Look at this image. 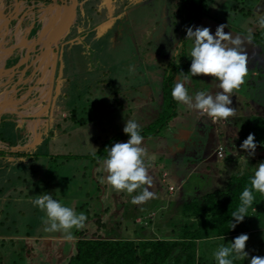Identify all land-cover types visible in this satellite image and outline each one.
Instances as JSON below:
<instances>
[{
	"label": "rangeland",
	"instance_id": "374dc122",
	"mask_svg": "<svg viewBox=\"0 0 264 264\" xmlns=\"http://www.w3.org/2000/svg\"><path fill=\"white\" fill-rule=\"evenodd\" d=\"M53 1L0 0V60L5 59L6 61V65L0 67V93L11 94L12 92H18L19 95L30 93V98L32 99L36 93L44 92L45 94L42 96L44 104L50 103V106H55L58 111L61 109L62 111L67 110L73 105H80L81 108L87 109L83 115L88 120L89 118L95 117V107L93 108L94 105L91 106L92 104L85 100L86 98L84 96L86 94L90 93L89 95L92 96L96 92L103 91L118 93L128 86L127 83L132 84V81L135 80V74H138L136 78L139 79V82H134L135 84H143L145 81V84L141 85V88L147 84L152 88L154 86V92L155 89L157 92L163 90L162 97L164 102L160 105L145 103L140 108H137L133 102L129 105L130 108L134 109L132 114L129 110L116 113L112 118L111 125L106 120H104V123H100L99 120L98 126L103 124L104 131L103 137L101 136L97 141L103 144L95 145L94 141L91 140L89 142V145H91L89 149V151H92L91 154L49 156L51 161L49 169L52 168V170L56 171L54 178L66 183L62 187L55 185V193L59 201L64 206L74 208L77 214L83 212L88 217L86 221L88 228L89 225L93 228H99L102 236H106L108 232L114 235L115 231L117 232L116 226L119 224H117L118 219L113 218L116 224L111 228L110 221L112 217L110 216V209H113V207L108 206L110 209H105L103 208L104 206L102 207V205L107 204L110 191L113 192V190L109 186L107 187L106 183H101V180L105 177V172L102 169L96 172V180L89 177L94 167L93 163H89V161L95 158L97 162L99 160L102 162L103 159L107 158V148H110L116 142H126L129 139L123 133V128L127 120H135L140 125V134L144 137L142 146L146 148L148 153L146 163L152 165L154 168L152 170L156 173H160L164 168H168L170 171L174 167L180 173L184 171L188 173L195 166L187 167V165L190 163L197 164L204 158L202 154L193 152L183 160L180 158L181 156L179 157L175 154L171 142L174 141L175 132L178 129L177 127L180 126V123L188 122L191 119H200L205 124L214 125L216 133L221 130L225 134H230L231 131H234L235 123L237 122L238 128L239 126L241 128L243 121L240 122L236 119L233 128H231L227 121L221 120L213 122L207 116H201L197 111L190 110L186 106L178 104L172 99L171 89L169 87L163 88L162 80L164 74L172 72L171 69H167L166 63L162 64L161 61L163 60H160L159 56L150 59L144 58L148 55H144L143 57L132 56L134 53L136 55L134 44L137 41L131 35H137L138 32L145 31L150 37H144V44L152 45L153 38H157L156 32L164 22L171 20L170 15L173 11H176L178 2L181 0H172L171 2L175 5L171 8V14L169 15V10L166 6L164 16L160 15L159 10L155 11L147 8L148 4L144 0H57V5H68L70 7L73 3L75 4L76 14L74 13V15L76 17L74 18V23L69 28L64 27L63 23L59 22L57 17L53 15L54 10L52 9L55 3ZM208 1L210 2L208 3L209 9H204V11L211 14L214 20L223 21L227 28L238 34L242 33V40L243 37H247L249 34L252 36L251 42L245 40L242 44V48L248 54V74L239 90H234L230 107L236 109L235 116L241 115L243 117L248 113L254 114L255 111L260 112V115L264 116V29L259 28L257 24L258 19L264 17V0L258 1L252 10H249L251 11L250 14L246 9L251 8L250 6L238 10L242 6L241 2H239L240 0ZM251 1L248 0L247 2L250 3ZM238 4L239 6L236 7ZM66 10L64 14L67 18H70L71 11L69 8ZM178 10L183 15L186 14L189 17L184 6L179 7ZM246 12L249 14V17L246 16ZM131 13L142 15L144 18L141 20L142 22L144 20L147 21V26L140 28L133 21H130L127 15ZM173 16H175V13ZM206 18L212 19L208 16H198V26L209 27L214 34L216 27L210 22L211 20H207ZM180 20L182 22V18L178 15V21ZM208 22H210L209 25H207ZM230 25H234L239 31L230 27ZM169 26L170 23L163 27L165 34L172 32V27L170 28ZM118 29L123 32L125 30L127 31L126 34L128 35H125L126 41L128 42V39L131 40L133 47L130 49H120L116 53L114 49L117 47L120 39ZM181 31L178 29L177 34ZM231 35L233 38L236 36L235 34ZM1 39L3 41L2 43ZM190 42L185 41L186 45L187 43L189 44L187 45L186 54L188 56L181 58L183 63L178 59L180 64H177V66L183 65L190 69V48L192 46ZM52 43L54 46L50 47ZM1 44L4 45L3 49ZM108 50L109 52H106ZM180 52L183 53L185 50L181 49ZM51 53L55 58V62H53L50 68L53 70L48 72L46 77L43 78V72L40 66H43L46 59L50 60L52 58L50 56ZM171 60L172 58L168 60V63ZM26 66H29L27 70H25ZM103 73L106 79L94 83L95 80L102 78ZM116 74L118 75L116 76ZM188 75L190 76V74ZM126 78H128L127 82ZM191 81L192 85L188 87L190 95L196 91L210 92L213 86V79L210 76L201 75L191 77ZM104 82H106L107 86L103 84ZM22 86L23 88L20 89ZM46 91L48 93L51 92V96H48ZM132 91L134 90L129 91L125 89V92H120L119 95L124 96ZM215 92L212 93L215 94ZM71 94L73 97L69 101V95ZM119 95L118 98H120ZM42 97L39 96L35 100L41 101ZM63 98L64 100L67 99V104H64ZM15 104L14 97L12 101H7L6 108L8 112L7 116L3 118V123H6L7 135L16 140L22 131L20 127L16 130L17 120L15 114L17 113H15ZM31 117L28 116L26 118ZM216 133L215 136L218 142L216 146L223 145L225 147L224 141L227 137ZM235 145L236 154L238 150L243 151L239 147V144L236 143ZM84 148V145L81 144L78 152L80 153ZM232 151V149L229 150V154ZM94 152L95 156H93ZM200 157L202 158L200 159ZM246 160L248 159L245 158L244 162ZM43 161L45 162L46 159ZM82 161L84 162L85 169H87V182L84 185L81 183L85 177L82 175L79 167ZM224 161L225 159L218 158L214 160V163L220 162L218 164L219 166ZM206 167L207 164L201 167L205 174L190 175L192 180H189L187 185L182 188L176 184L174 189L170 191L169 186H164V184L159 185L157 183L155 186H152L154 190H160L163 195L158 192L159 197L156 201L150 202L147 206H145L146 203L138 206H142V210H146L145 208H149L156 202L154 206L156 216L150 225L134 222L133 229L137 231L136 233L143 230H151L156 234L164 235L166 233L163 232L164 227L167 226L166 222L169 221L163 216L165 212H172L174 214V218L172 219L174 223H183L184 218L182 219V214H179L181 212V206L177 208V205H184L186 201L196 198L193 193V188L196 185L199 186L200 184V187L206 185L212 186L208 188V191H211L217 186L216 181L214 180L213 182L211 174L207 171ZM49 172L51 171L49 170ZM193 172L196 171L193 170ZM172 173L174 175V172ZM213 173L218 179L229 175L227 172H224V175L220 174L218 169H215ZM168 175L169 173H164V177L161 176V183H166L164 181L168 179ZM46 178L48 179L49 177ZM27 188H29L28 191H25ZM42 189L50 194L46 182L43 186L36 185L32 188H23V193H28L27 198L29 204H32V198L35 199L42 194ZM203 193L205 192L203 191ZM137 194H139V190L132 195ZM122 195L127 196L128 194L123 192ZM177 196L179 197L178 199H176ZM100 200L102 201L101 203ZM181 200L183 201L181 202ZM130 201L131 197L128 196L124 202L126 206L123 212L135 211L136 206ZM14 202H18V200H10L5 211L9 207H14ZM76 202L77 205L80 204L78 208H75ZM34 210L32 214L31 211L20 212L19 210L18 213L20 212V214L17 213L16 218L14 217L16 223L13 226L7 227L6 232L0 228V233H7L9 236L15 237L17 235L23 236L26 233L31 237L50 234L44 231L45 225L43 221L46 218L45 212L39 209L38 211L36 209ZM96 215L98 216L97 221H95ZM124 220L128 221L129 224L132 223L127 215L124 217ZM72 231L74 236L80 232L75 229ZM53 234L57 237L60 236V233ZM247 235L249 236V240L246 243L245 251L249 253V258L236 259V261H233V264H249L251 256H264V230H257L256 234L247 233ZM234 237L235 235L230 236V238ZM212 243L213 241L202 243V248L206 250L208 247H211L212 251L210 252L213 254L221 245H230L229 243L214 245ZM42 244L46 243L33 238H24V240H15L12 242L0 241V264H68L71 258L77 253V246L75 247V251L65 256L60 255V251L56 254H54V251H47Z\"/></svg>",
	"mask_w": 264,
	"mask_h": 264
},
{
	"label": "crops",
	"instance_id": "0c3cea01",
	"mask_svg": "<svg viewBox=\"0 0 264 264\" xmlns=\"http://www.w3.org/2000/svg\"><path fill=\"white\" fill-rule=\"evenodd\" d=\"M248 0H240L242 6L238 10H242L246 8L247 6H250L251 8H246L247 10H252V8L257 4L258 1L261 0H252L250 3L247 2ZM55 2V1H53ZM208 3H210L208 1ZM236 5V7H238ZM70 9V18H67L64 14L66 9ZM53 15L57 17L59 22L63 23L64 27L69 28V26L74 23L75 21V15L76 9L75 4L73 3L72 6H64V5H57V2L53 5ZM249 17V14L246 15ZM72 18V19H71ZM74 19V20H73ZM207 20L209 18H206ZM210 22L213 23V25L217 28V25L214 24L215 22H218L220 24H224L221 21L209 19ZM208 22L207 25L210 24ZM225 25V24H224ZM233 28V27H232ZM234 29V28H233ZM239 31V29H235ZM119 34H121V30ZM225 32H229L230 34L237 35L238 33L235 31H232L231 29L225 27ZM242 34V33H241ZM239 34L240 36H242ZM16 38V37H15ZM3 39V38H2ZM1 39V43L3 42ZM123 40H125L123 37L119 39V42L117 47L114 49V51L117 53L120 49H127L126 45L123 44ZM137 41V39H136ZM128 42L132 44L131 40L128 39ZM144 42V40H143ZM53 47L54 44L52 43L50 47ZM2 49L4 48V45L1 44ZM173 52H170V55L172 56ZM50 56L52 57L50 60L46 59L44 61L43 66L41 67V70L43 72L42 77L45 78L48 72H51L53 69L51 68V65L53 62H55V58L53 57V54L51 53ZM132 56H136L135 53L132 54ZM162 57V56H160ZM168 57V56H167ZM163 60V59H162ZM162 64H167L166 60L161 61ZM6 65L5 59L0 60V67H4ZM29 66H26L25 70H27ZM35 72V71H33ZM141 74V73H140ZM118 75V74H116ZM137 75H134L135 80L132 81L133 83L137 80ZM177 75L174 78V81L176 82ZM103 80L100 78L98 81ZM105 80V79H104ZM145 84V83H144ZM192 81L189 83L187 87H191ZM214 87V86H212ZM210 89V92H215L216 88ZM23 86L20 88L22 89ZM141 88V87H140ZM154 88V86H153ZM136 90V89H135ZM153 90V91H152ZM150 90L149 86H145V89L143 87V91L141 89L129 92L128 94L122 96L118 93H112L109 94H103L102 92H96L94 95L86 94L84 97L86 98V101H89L91 106L93 108L95 107V117L89 118L86 120L84 118V111L87 109H83L77 105L70 106L69 109L62 111L56 110L55 106H50V103H43L44 99L42 96H44L43 93H36L35 97L32 99L30 98V93H27L25 95H19L18 92H12L11 94L7 93H0V228L4 229L6 232V228L13 226L15 222L16 215L18 211H31V214L34 213V209L38 211L37 207H34L32 204L28 203L27 194L23 193L24 187H33L36 185H44L46 182L47 188L50 190V194L52 195L53 199L58 200V197L56 195L55 185H58L60 187L64 186L66 184L64 181H61L60 179H55L54 175L56 174V171L52 170V168L49 169V165L51 163L50 161V155H71V154H80V155H88L91 154L92 151H89L90 146L89 142L91 140L94 141V144H103L102 142L97 141V139H100L101 136L103 137V124L98 126L99 120L100 123H104V120H106L110 125L113 121V116L118 113L122 112L124 110L128 111L132 114L134 112L133 108H130L131 103H135L137 108H140L145 103H150L152 105H160L163 103V92L159 90V92H154V89ZM48 96H51V92L48 93L46 91ZM66 96L68 94L65 93ZM64 95V96H65ZM118 95L120 98H118ZM41 96L42 100L38 101L35 100L37 97ZM69 101L72 100L73 95H69ZM14 97L15 100V118L17 120L16 124V130L18 127L21 128L22 133L19 134L18 139H12L7 135L6 133V123H3V118L7 116V101H12ZM64 100V98H63ZM67 99L64 100V104H67ZM63 104V105H64ZM135 106V105H133ZM28 116H32L31 118H26ZM241 115H234L232 118L227 119L228 125H230L231 128H233L234 121L239 118ZM22 117V118H21ZM225 123V122H224ZM19 128V129H20ZM177 131L175 132V138L174 141L171 142L172 149L175 152L176 155H178L181 159H186L189 154L195 152L197 154H202L204 157H200V161L197 164L190 163L187 165V167H193L192 169L196 172H193V170L184 171L183 173H180V171L177 168H173L172 170H168V168H164L161 170L160 173H156L152 170L153 166L150 165L149 167V174L153 177V185L155 186L157 183L160 185L164 184V186H175L178 184L181 188L183 186H186L188 181L192 180L190 175H196V174H205L201 167H203L204 164H207V171L211 174V178L216 181L217 186L212 189L211 191H208V188L212 186H202L200 187L196 185L194 187V195L196 198L190 200L193 201L195 199L201 200L205 195L213 193L217 190L222 189L225 185L228 184L231 177L237 173V172H244L247 167L252 166L253 168L259 163V154L255 153L253 156H249L244 150H238V153L236 154V148L229 154L230 147L228 146V142H233V139L236 140L238 131L241 129L240 126L238 128V123H235L234 131H231L230 134H225L221 130L216 133L215 126L212 124H205L200 119H191L188 122H182L180 123V126L177 127ZM238 128V129H236ZM18 129V130H19ZM99 129V130H98ZM218 135H225L227 139H225V155L224 157H218L215 156L214 153L208 154V147L207 149H204L206 144V138L209 135V137H214L215 134ZM123 137V136H122ZM216 137V136H215ZM231 139V140H230ZM234 140V141H235ZM223 142V141H222ZM84 145V149L79 153L78 150L80 148V145ZM236 144V143H235ZM236 146V145H235ZM96 147V146H95ZM240 147V145H239ZM207 151V153H205ZM241 151V152H240ZM75 152V153H71ZM245 152V154H244ZM93 156H95V152L93 153ZM173 156V155H172ZM223 158L225 161L218 166L220 162L214 163L215 159ZM252 157V158H251ZM247 158L248 160H245ZM46 159L44 162L43 160ZM203 161V162H201ZM44 162V163H43ZM92 162L94 167L92 169V174L89 175L90 178H94L96 180V172L101 170V161L97 162L95 158H93L89 163ZM212 164V165H211ZM46 166H48L46 168ZM80 171H82V175L85 177L83 178V182L81 183L84 185L86 184V177H87V169H85L84 162L82 161L80 163ZM154 169V168H153ZM201 169V170H200ZM218 169V172L220 174L224 175V172H227L229 175H225L224 177H220L219 179L214 175V170ZM49 170L51 172H49ZM213 170V171H212ZM212 171V172H210ZM174 172V175L173 173ZM164 173H169L168 179H166V183H161V176L164 177ZM106 176V173H105ZM46 177H49L48 179ZM32 178L33 181H32ZM47 180V181H46ZM56 183V184H55ZM33 184V185H32ZM32 185V186H31ZM108 187V185H107ZM106 188V186H105ZM29 188H27L28 191ZM112 190V189H111ZM139 190V189H138ZM170 190V189H169ZM106 191V189H105ZM140 191V190H139ZM149 191H152L155 193V198L149 200L146 202L147 206L150 202L156 201L158 199L159 195L158 192L162 194L160 190H154L152 187L149 189ZM203 191L205 193H203ZM114 192V193H113ZM110 191V196L108 198L107 204L102 205L103 208H109L113 207V209H110V216L111 218V225L114 223L113 218L118 219L117 223L120 224L119 231L120 235L122 236H128L129 234L134 233L136 230L134 228V222L142 223L143 219L147 216L151 218V222H153V219L156 216V212L154 210V204H152L149 208H145L146 210H142V206L135 205V211L131 212H123V209L125 208V200L127 199V196H123L122 193H117L115 191ZM202 192V193H201ZM42 194H45V190L42 189ZM171 193V192H170ZM163 195V194H162ZM131 197V196H130ZM162 197V196H161ZM179 197L177 196L176 199ZM16 199L18 202H14V207L10 208L5 211V208L7 207L10 200ZM34 198H32L33 200ZM103 199V198H102ZM183 200H181L182 202ZM102 201L100 200V203ZM178 202V200H177ZM80 206L77 205V202L75 203V208H78ZM179 206L182 207V205L178 204L177 208ZM169 207V206H168ZM165 208V207H163ZM20 212L18 214H20ZM181 214V213H179ZM128 217L132 221L131 224L128 223V221L124 220V217ZM163 216L167 218L169 221L166 222V227H164V231L168 232L173 227V218L174 214L172 212H165L163 213ZM15 217V218H14ZM142 217H145L142 219ZM181 218H185L183 215ZM98 220V216H95V221ZM171 220V221H170ZM191 220H195L194 217H191ZM9 222V223H8ZM7 224V226H5ZM177 223V222H175ZM43 224V223H42ZM116 224V223H114ZM145 225L147 223H144ZM179 225V223H177ZM170 227V228H167ZM133 229V230H132ZM124 230V231H122ZM83 231V232H82ZM257 232V231H254ZM102 233L99 228H93L89 225V228L85 227V230H81L78 234H75V239L73 241H63L60 239V236H56L53 233H50L45 236H29L28 233L23 236L17 235L15 236H9L7 233H0V241H15V240H24L25 239H35V240H41L42 242H45L46 244H42V246L47 251H54V254H56L58 251H60V255H70L73 251H75V247L77 246V243L79 239L83 237L88 238H95V234ZM151 231L143 230L139 232L138 235L135 238L138 239V236H145V234H149ZM155 233V232H154ZM40 235V234H39ZM158 236L159 234H156ZM240 235V234H239ZM238 235H235V237ZM234 237V238H235ZM224 238V239H223ZM234 238H228V237H222L219 239L212 240L213 243L216 244H225L230 243L231 240ZM54 240V242H53ZM62 242V243H61ZM204 243L206 241H203ZM60 245H59V244ZM212 243V244H213ZM14 244V243H13ZM202 242H200L201 246ZM59 245V246H58ZM201 248V247H200ZM211 248V247H208Z\"/></svg>",
	"mask_w": 264,
	"mask_h": 264
},
{
	"label": "clouds",
	"instance_id": "9594fccd",
	"mask_svg": "<svg viewBox=\"0 0 264 264\" xmlns=\"http://www.w3.org/2000/svg\"><path fill=\"white\" fill-rule=\"evenodd\" d=\"M257 24L264 29V17L259 18ZM225 27L224 24L217 26L214 34L209 27H187L185 40L192 42L190 69L188 73L181 72L178 75L171 90L175 102L197 111L201 116H207L213 122L227 121L236 114V109L230 107L231 97L234 90H239L244 84L248 74V54L242 44L245 40L251 42L252 36L249 34L242 40L237 34L233 38L224 31ZM201 75L213 79V86L218 89L215 94L206 91L189 94L187 86L191 77ZM123 133L129 137L126 142H116L107 148V158L101 162V169L106 176L101 183H106L117 193L126 192L131 196L132 204L142 205L155 198V193L149 191L153 185V177L149 174L150 165L146 163L147 150L142 146L144 137L140 134V125L131 119L125 122ZM257 147L253 133H249L240 145L249 156L255 154ZM138 189L139 194L132 195ZM254 192L264 195V161L253 168L250 186L245 187L240 194V206L232 213L235 223H231V229H235L247 216L248 208L255 199ZM32 204L46 214L44 231L60 233L63 241H73L75 236L72 230L81 231L86 227L88 217L83 212L77 214L74 208L64 206L49 193L39 195L32 200ZM248 240L249 236L242 233L229 246L221 245L213 253L217 264H233L235 259L249 258V253L245 251ZM249 264H264V256H251Z\"/></svg>",
	"mask_w": 264,
	"mask_h": 264
},
{
	"label": "trees",
	"instance_id": "16d2710c",
	"mask_svg": "<svg viewBox=\"0 0 264 264\" xmlns=\"http://www.w3.org/2000/svg\"><path fill=\"white\" fill-rule=\"evenodd\" d=\"M182 6L186 8L190 18L200 15L214 18L204 11V9H209L208 0H183ZM247 12L250 14L251 11ZM247 12L246 15H248ZM189 17L187 18L186 15L187 19ZM170 18L172 20V14ZM190 22L186 21L184 26L182 37L184 44H186L185 41H189L185 38L187 27L192 26ZM178 52L183 56L187 54L181 53L180 50ZM177 56L167 64V69H171L172 72L164 74L163 88L169 87L172 90L175 85V76L180 75L181 72H189L186 66H177L180 64ZM103 84L107 86L106 82ZM107 93L112 94L111 91H107ZM237 119L240 122L243 121L242 127L238 131L236 140L229 141L228 146L234 150L235 143L241 145L248 134L253 133L258 144L255 153L259 154V162L264 161V116L255 111L254 114L248 113ZM252 175L253 167H247L244 172L235 173L222 189L205 195L201 200L186 201L180 208V213L185 217L183 223L179 225L174 223L170 231H163L166 232L164 235L156 236L154 231L150 230L151 233L138 236V239L135 238L137 236H134L139 234L136 233L137 231L128 236H122L119 224L116 226L117 232L115 231L114 235L108 232L106 236L97 233L95 238L83 237L79 239L77 253L68 264H216L213 254L210 252L211 248L204 250L203 244L200 246V242H212L214 239L242 233L256 234L254 231L264 230V195L258 192L253 193L255 199L248 208L247 216L237 224L235 229H231V223H235L232 213L240 206V194L245 187L250 186ZM191 217H194L195 220H191ZM142 223L150 225L151 218L147 216ZM114 225L112 223L111 228Z\"/></svg>",
	"mask_w": 264,
	"mask_h": 264
},
{
	"label": "flooded vegetation",
	"instance_id": "af4514ba",
	"mask_svg": "<svg viewBox=\"0 0 264 264\" xmlns=\"http://www.w3.org/2000/svg\"><path fill=\"white\" fill-rule=\"evenodd\" d=\"M144 1L147 2V4H148L147 5L148 6L147 8H149L150 10H155V11L156 10H159L160 15H162V16H164V13H165V10L164 9H166V6H167V8L169 10V13H170L171 12V8L173 7V5H175V4H173L171 2L172 0H144ZM182 1L183 0H181L180 2H178V5L176 7V11H173L172 12V15H174V13H175V16H173L172 20L167 21V22H164V24L156 32V34H157V38L156 39L152 37L154 41H153L152 45H148V49H149L150 53L148 54V56H146L144 58L150 59V58H155L157 56H159V57L162 56V57H160V60H162V59L163 60H166L167 61V64H168V60L170 58H173L174 57L176 59V56H177L176 53L178 52V50L183 49V50H185V53H187V48H188L187 45H189V44L188 43H187V45L184 44L183 43V40H182V37L184 35V26H185V23H186V14L183 15L178 10V8L182 6ZM130 15H131L132 18L134 17L132 15V13ZM178 15H179L180 18H182V22H181V20L178 21ZM131 17L129 16V14L127 15V18L130 21H131ZM187 21H191L190 24L192 26L193 25L194 26H198V17H196V18H194V17L193 18H189V19H187ZM168 23H170V26L169 27L170 28L172 27V32L165 34L163 32V27L165 25H167ZM144 24H147V21L144 20L142 25H144ZM137 26L140 27V25H137ZM230 27H233L234 28L233 25H230ZM178 29L179 30H182V31L177 34V30ZM235 29H237V27ZM119 33H120V31H118V34ZM126 33H127V31L125 30L124 32L121 31V34H119V37L120 38L123 37L125 39V40H123V44H125L127 42L125 35L127 36L128 34H126ZM158 34H160V35L158 36ZM179 35H180V37H179ZM137 37H138V34L135 35V39L138 40ZM148 37H150V36L148 35ZM178 44L180 45L179 47H178ZM190 44H192V43L190 42ZM126 47L128 49H130L133 46L129 42H127ZM106 52H109V50L106 51ZM170 52H173L172 56L170 55ZM179 56H177V60L180 58L179 61L181 63H183V61L181 60V58H183L184 56L182 54L179 55ZM185 56H188V55L185 54ZM103 72H105V71H103ZM103 79H106L104 73H103ZM98 80L99 79H97V80H95V82L94 81L93 82L96 83V82H98ZM127 81H128V78H126V82ZM136 82H139V79H137ZM144 83H145V81L143 82V84ZM143 84H141V83L135 84L133 82H132V84L127 83L128 86L126 88H124V90H122L120 92H125V89H127L129 91L130 90L136 91L135 89L137 87H138V89H140L141 85H143ZM144 89H145V87H144ZM141 91H143V88H141ZM102 93L103 94H108L107 91H103ZM213 134H215V133L213 132ZM206 144L207 145H205L204 149H207V147H208V150H207L208 151V154L209 153H211V154L214 153V155L217 156L216 155V148H217L216 145L218 144V142H217V138L215 137V135H214V137H209V135H208L207 138H206ZM207 151L205 153H207Z\"/></svg>",
	"mask_w": 264,
	"mask_h": 264
},
{
	"label": "water",
	"instance_id": "95a60500",
	"mask_svg": "<svg viewBox=\"0 0 264 264\" xmlns=\"http://www.w3.org/2000/svg\"><path fill=\"white\" fill-rule=\"evenodd\" d=\"M54 1L57 2V0H54ZM132 15L134 16L133 18L129 14V16L131 17V21H133L136 25H140V28L147 26V24L142 25L143 22H142L141 19L144 18L142 15L137 14V13H132ZM214 24L217 25V26L221 25L220 23L215 22V21H214ZM137 34H138L137 43H135V44L133 43L135 45L136 56L143 57L144 55H148L149 54L148 44H144V42H143L144 37H148V34H146L145 31H140ZM131 36L133 38H135V35H131ZM152 89L153 88L150 87V90H152ZM136 90H139L138 87L136 88Z\"/></svg>",
	"mask_w": 264,
	"mask_h": 264
},
{
	"label": "built area",
	"instance_id": "2783aa9c",
	"mask_svg": "<svg viewBox=\"0 0 264 264\" xmlns=\"http://www.w3.org/2000/svg\"><path fill=\"white\" fill-rule=\"evenodd\" d=\"M216 154L218 157H224L225 155V147L223 145H218L216 149ZM170 191L174 189V186L169 187Z\"/></svg>",
	"mask_w": 264,
	"mask_h": 264
}]
</instances>
